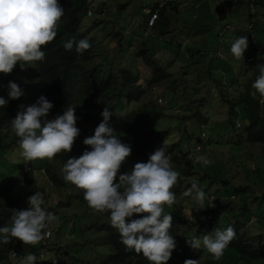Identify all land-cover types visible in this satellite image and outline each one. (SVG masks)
Masks as SVG:
<instances>
[{
	"label": "rangeland",
	"instance_id": "374dc122",
	"mask_svg": "<svg viewBox=\"0 0 264 264\" xmlns=\"http://www.w3.org/2000/svg\"><path fill=\"white\" fill-rule=\"evenodd\" d=\"M90 3L93 16L86 17L82 32L86 33L89 42L98 44L99 62H111L116 72L126 65L131 66L138 75L137 85L147 89L140 103H127L124 99L117 101L110 117L114 132L122 143L128 142L125 117L131 110L150 103L163 112L157 125L158 129L169 131L163 144L175 145L167 155L179 176L170 189L175 194L174 203L165 205L164 211L171 213L181 207L186 216L192 210L194 202L184 192L195 178L206 193L205 207L210 195L214 196L217 205L230 203L224 213L225 219L220 220L221 229L244 208L243 201L247 202L248 212L255 215L253 218L250 215L252 241L256 246L264 247V156L259 144L246 141L249 120L239 102L240 93L246 92V86L250 87L251 79L258 75V66L264 65V0H242L240 5H231L228 0H90ZM166 3L171 5L163 12L171 26L169 32L161 36L144 24L149 19V10ZM118 32L124 33L121 42L117 36L112 38V34ZM238 35H246L248 40V47L240 60L232 58L229 53V45ZM142 41V48L145 45L152 51L149 57L157 59L169 74L154 87L149 86L151 69L138 57ZM250 91L252 97H259L252 87ZM231 102L239 106L232 112ZM261 104L264 113V99ZM101 119L96 116L88 123L76 122L80 131L69 151L71 155L79 156L89 147L83 145L86 136L81 132L83 130L90 136ZM19 151V147H11L1 153L0 175L7 173L4 175L10 178L5 180L11 181V187L14 183L11 178L15 174L21 176L28 165L32 171L24 173H31L35 182H26L16 191L20 196L19 207L27 208V197L41 191L47 210L57 217V221L48 227L51 239H47L40 256H45L49 264H100L107 261L112 251L105 243L104 235L97 231L94 234L89 227L108 224V213L91 210L87 203H79V189L63 180L61 168L65 161L56 156L25 161ZM199 155H205L209 164L202 165L197 161L195 158ZM138 161L146 160L132 159L129 155L119 172L130 171ZM50 165L55 167L54 172L64 187H56L48 173L42 170ZM9 184L3 186L0 179L1 189L10 192L6 187ZM8 200L0 196V206ZM62 203L67 205L62 206ZM204 205L191 212L192 217L200 222L206 218L202 210ZM133 216L137 217V214ZM196 229L190 233L199 235L211 231L206 226ZM204 251L201 264L211 256ZM228 251L226 247L224 253ZM23 252L22 256L27 254V251ZM170 260L165 264H183L174 257ZM36 261L38 264V259Z\"/></svg>",
	"mask_w": 264,
	"mask_h": 264
},
{
	"label": "clouds",
	"instance_id": "9594fccd",
	"mask_svg": "<svg viewBox=\"0 0 264 264\" xmlns=\"http://www.w3.org/2000/svg\"><path fill=\"white\" fill-rule=\"evenodd\" d=\"M63 15L59 0H0V73H11L14 65L24 69L32 67L33 62L43 61L46 55L43 46L56 37ZM148 25L152 28L155 24ZM62 47L82 53L90 44L86 38L70 37ZM247 47V36L238 35L231 41L229 53L240 60ZM251 87L264 99V65L258 66ZM6 90L7 99L0 96V108L23 95L22 89L11 80ZM52 107V102L40 95L35 103L18 106L22 110L10 121L11 130L18 138L19 155L25 161L51 159L62 151L69 152L79 135L74 106L69 104L62 114L46 119ZM100 115L102 119L93 134L81 133L86 136L83 145L89 147L63 163V180L83 190V199L89 207L108 213V222L125 250L141 252L150 264H165L176 242L169 231L173 217L164 211V206L174 203L175 194L170 189L177 183L179 173L172 167L163 145L154 149L146 161L135 162L130 171L120 173L131 146L122 143L114 132L110 108L104 106ZM195 159L202 165L210 162L205 155ZM184 195L194 202L192 210H199L206 198L195 178ZM27 204V208L13 210L9 222L0 226V244L17 238L24 245H35L48 234L49 225L57 221L56 215L45 206L43 192L35 191L28 196ZM192 210L185 217L189 222L193 220ZM134 214L137 218L132 219ZM236 235L237 231L229 224L223 229L214 227L210 232L191 235L186 238V244L192 249H204L212 259L219 260ZM36 260L37 256L29 252L20 257L19 264H35ZM183 264H199V260L188 258Z\"/></svg>",
	"mask_w": 264,
	"mask_h": 264
},
{
	"label": "trees",
	"instance_id": "16d2710c",
	"mask_svg": "<svg viewBox=\"0 0 264 264\" xmlns=\"http://www.w3.org/2000/svg\"><path fill=\"white\" fill-rule=\"evenodd\" d=\"M59 3L64 8V15L61 17L56 37H54L53 41L43 46L46 52L44 60L33 62L32 67H25L24 69L14 65L11 73H0V96H4L7 99L6 85L10 80L17 83L23 91L21 97L9 100L4 108H0V155L5 149L19 147L18 138L12 132L10 125V121L15 117L16 112L22 110L18 106L33 104L40 95L46 96L53 104V107L45 117L46 119L62 114L63 109L71 104L75 108V115L79 118L77 122L88 123L94 120L96 116H101L100 113L104 106L109 107L113 111L117 101L120 99H124L127 103H140L147 94L145 87L137 85L138 75L131 66L126 65V67L116 72L112 68L111 62H99L101 54L98 52L97 43L94 44L90 41V47L82 53H77L75 48L67 51L63 49L62 43L70 37H74L77 40L81 38L87 39L86 33L82 32V27L86 17H92L93 13L89 14L91 11L90 0H59ZM228 3L240 5L242 0H228ZM169 5L171 4L169 3L159 8L158 4L149 14L150 18L152 14L157 12L158 18L153 30L161 36L167 34L171 26V22L163 12L166 6ZM171 8L174 9L175 7L171 6ZM148 23L149 21H146L144 24L147 29L149 28ZM95 24L97 23L95 22ZM116 36L121 42L122 38H124V33L112 34V38H116ZM143 44L142 41L138 57L142 58L143 63L151 69L149 86L154 87L169 77V74L159 64L157 59L149 57V53L152 51L151 49H146L145 45V48H142ZM254 79H251V81ZM249 85L251 87V84ZM250 87L247 85L246 92L240 93L239 97L242 111H245L249 120V126L245 133L246 141L252 144H259L264 156V113H262L261 98L260 96L257 98L252 97ZM238 107V105L235 106L231 102L230 111L232 112ZM161 117H163L161 108L150 103L131 110L125 117L124 128L130 138L125 143L131 146L129 155L132 159L147 160L148 155L161 145L165 147L166 154L173 151L175 148L174 144H163V141L168 137L169 131L158 129L157 125ZM55 156L58 159L60 158L61 161H66L70 156L77 157L76 154L71 155V153L63 151ZM42 170L48 173L56 187H64L63 181L54 172V166L50 165ZM4 174L7 173L5 172ZM4 174L0 175L3 186L11 182L5 180L10 177H6ZM14 176L16 178H11V180H14L12 186L10 187V184L6 186L10 189V192L5 190V188L1 189L2 186H0L1 198L4 200L6 198L9 199L4 206H0V226L9 222L13 210H21L19 207L20 196L16 191L21 189L26 182H35L31 173H24L23 171L21 176H16V174ZM19 180H21V183H19ZM1 190L3 191L1 192ZM239 191L242 192L240 189ZM77 199L81 204L86 203L83 199L82 189H79ZM243 202L244 208L241 211H237V214L231 219L232 222L229 223L237 231L235 239L227 247L229 251L223 253L219 260H214L211 256H208L204 264H264V247H258L253 243L250 231V222L255 215L248 212L247 202ZM65 204L67 205V203H62V206ZM207 205L206 207L205 205L202 206L206 218L201 222L196 218L189 222L185 218L184 209L181 207L174 209L170 213L173 219L169 231L176 242V247L173 249L171 257L181 263L185 259L190 258L199 260V264H201L206 252L204 249H192L186 244V238L191 236L190 231L193 229L195 232L198 226L200 229L201 227L204 228V226L209 227L211 231L214 227L220 228L222 225L220 220L225 219L224 213L230 207V203L226 202L215 207ZM262 214H264V208H262ZM210 215H212L211 218L209 217ZM250 215H252V218ZM134 218L137 217L133 216L132 219ZM127 219L129 218H126V221ZM86 230L88 229L86 228ZM89 230L93 231V233L97 231L96 233L103 234L105 243L112 251L110 258L100 264H150L141 252L125 250V247L119 241L118 233L109 223L94 225L89 227ZM198 230L196 229V231ZM194 235H197V232ZM44 239L45 237L42 238L40 247L38 246L40 241L35 245H24L17 238H12L6 244H0V264H19L16 261L20 260L21 252H23L19 251V248L25 251L23 253H26V251L27 253H34L38 259L40 251H44ZM82 241L85 240L82 239ZM75 243V240H73V244ZM168 261L171 260L169 259ZM35 264H37V261ZM44 264H49L46 258Z\"/></svg>",
	"mask_w": 264,
	"mask_h": 264
},
{
	"label": "built area",
	"instance_id": "2783aa9c",
	"mask_svg": "<svg viewBox=\"0 0 264 264\" xmlns=\"http://www.w3.org/2000/svg\"><path fill=\"white\" fill-rule=\"evenodd\" d=\"M89 14H91V13H89ZM157 18H158V15L157 14H153L151 16V18H150L149 24L150 25H154ZM161 101H162V99H160V102ZM24 171L25 172H29V171H31V168L28 165H25ZM208 201H209V205L211 207H215L217 205V203L215 202L214 196H212V195L208 196ZM47 233L48 234L45 236V239H44L45 241L43 243V245H45V246H46V243H47V239H51L50 232L47 231ZM44 261H45V256H40L39 255V257H38V264H44Z\"/></svg>",
	"mask_w": 264,
	"mask_h": 264
},
{
	"label": "crops",
	"instance_id": "0c3cea01",
	"mask_svg": "<svg viewBox=\"0 0 264 264\" xmlns=\"http://www.w3.org/2000/svg\"><path fill=\"white\" fill-rule=\"evenodd\" d=\"M163 5H161V6H158L159 8H161ZM148 29H150V28H148ZM152 29H153V27H152ZM155 31V30H154ZM156 32V31H155ZM157 34H158V32H156ZM82 132H83V130H82ZM81 132V133H82Z\"/></svg>",
	"mask_w": 264,
	"mask_h": 264
}]
</instances>
